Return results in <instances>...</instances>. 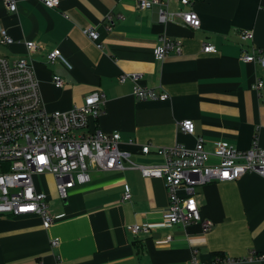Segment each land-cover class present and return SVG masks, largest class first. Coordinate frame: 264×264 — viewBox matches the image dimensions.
Here are the masks:
<instances>
[{"label":"crops","instance_id":"0c3cea01","mask_svg":"<svg viewBox=\"0 0 264 264\" xmlns=\"http://www.w3.org/2000/svg\"><path fill=\"white\" fill-rule=\"evenodd\" d=\"M16 2L11 13L0 0V30L14 40L0 45V57H24L25 42L36 44L30 60L48 111H68L100 93L102 112L89 120V129L118 133L119 150L135 165L160 166L164 158L156 148H193L197 138L208 151L214 142L243 151L256 140L264 148V66L238 59L251 45L264 55V0H192L187 6L172 1L170 10L197 14L198 28L179 18L161 24L157 8L139 11L134 0H59L55 9L37 0ZM88 28L96 40L84 34ZM242 29L253 33L252 42L240 40ZM163 35L179 40L181 51L156 61L152 51ZM206 43L216 52L204 53ZM54 50L70 69L47 61ZM125 73L139 74V85L169 99H136L134 83L118 81ZM54 75L63 82L60 88L52 83ZM257 80L263 82L259 95L252 89ZM183 121L193 122V135L179 130ZM145 145L148 155L140 152ZM125 186L128 201H122ZM36 189L58 217L44 229L38 216H0V264H190L194 249L198 264H264V178L256 173L195 188L201 217L212 222L206 233L199 224L164 228L165 183L138 170H92L90 182L71 189L65 200L55 190ZM143 223L149 224L147 234H130L129 225ZM167 235L168 243H157ZM54 238L57 247L51 246ZM225 258L231 261H216Z\"/></svg>","mask_w":264,"mask_h":264},{"label":"built area","instance_id":"2783aa9c","mask_svg":"<svg viewBox=\"0 0 264 264\" xmlns=\"http://www.w3.org/2000/svg\"><path fill=\"white\" fill-rule=\"evenodd\" d=\"M49 9L59 6V0H37ZM137 10L157 8L158 21L166 24L173 18H179L185 25L198 28L200 20L192 11L170 10L172 1L181 6L192 4V0H134ZM6 10L15 13L16 0H2ZM90 39L98 35L92 29L84 30ZM242 41L252 42L250 30L239 31ZM14 40L6 30H0V45L9 46ZM24 57L7 59L0 57V216H38L42 227L49 229L56 217L48 209L46 195L37 190L34 177L50 174L56 181L59 198L65 200L71 189L90 182V172L113 170H138L142 177L159 178L165 183L168 206L161 214L164 228L174 225L199 224L206 233L212 222L201 217L199 207L193 199L195 188L212 182L235 181L247 173H256L264 178V148L253 140L247 150H237L226 142H214L211 151L206 150L202 138H197L193 148L175 145L170 148H156L153 152L164 158L160 166H137L129 159V154L119 150V134H108L99 129H89V120L101 115L103 96L92 92L84 98L81 106H73L68 111H48L43 105L40 88L36 79L30 55L37 50L33 42H25ZM100 47V45H98ZM181 42L170 41L160 36L153 48L156 61L171 52L179 54ZM204 53H215L211 44H204ZM242 63L264 66V55L254 46L241 51ZM47 61H60L67 69L70 65L56 50L47 55ZM134 83L132 95L140 101H167L168 95L161 91L139 85V74H120L118 81ZM56 88L63 84L59 76H52ZM263 82L257 80L252 85L258 95ZM264 102V100H262ZM181 132L193 135L195 127L191 121L178 124ZM143 155L151 153L149 145L142 146ZM43 158V159H41ZM215 159L210 162V159ZM179 192H183L180 195ZM131 193L124 187L122 201H128ZM131 235L147 234L149 224L129 225ZM167 235L159 244L171 240ZM59 239L51 241L57 247ZM196 250H192L190 264H198ZM262 259L263 256H259ZM218 263L231 261L228 258L217 259Z\"/></svg>","mask_w":264,"mask_h":264},{"label":"rangeland","instance_id":"374dc122","mask_svg":"<svg viewBox=\"0 0 264 264\" xmlns=\"http://www.w3.org/2000/svg\"><path fill=\"white\" fill-rule=\"evenodd\" d=\"M34 183L37 188L42 189L43 187H47L50 190H55L56 189V181L54 179V176L50 174L42 175V176H35L34 177Z\"/></svg>","mask_w":264,"mask_h":264},{"label":"snow or ice","instance_id":"6c2138e0","mask_svg":"<svg viewBox=\"0 0 264 264\" xmlns=\"http://www.w3.org/2000/svg\"><path fill=\"white\" fill-rule=\"evenodd\" d=\"M41 159H43V158H41Z\"/></svg>","mask_w":264,"mask_h":264}]
</instances>
